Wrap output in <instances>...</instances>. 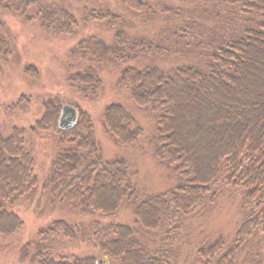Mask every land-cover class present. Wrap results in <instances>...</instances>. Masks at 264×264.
I'll return each instance as SVG.
<instances>
[{
  "label": "trees",
  "instance_id": "obj_1",
  "mask_svg": "<svg viewBox=\"0 0 264 264\" xmlns=\"http://www.w3.org/2000/svg\"><path fill=\"white\" fill-rule=\"evenodd\" d=\"M124 4L148 21L152 19L146 16H164L161 32L155 37L128 32L133 21L108 12L95 20L114 27L113 44L89 38L72 54L80 53L96 64L123 66L121 86L156 121V159L173 169L181 182L159 195H141L124 160L101 157L90 115L76 107L77 124L61 130L58 121L64 105L49 99L31 130L58 137L43 190L62 208L111 220L125 202L133 206V226L93 223V237L106 264H179L177 242L183 225L210 215L221 196L232 191L243 201L235 239L230 246L223 238L204 243L197 248L196 263L263 264L264 0H204L197 8L199 15L165 7L162 1ZM0 6L27 19L35 11L34 17L55 35H71L77 27L75 16L59 2L0 0ZM6 45L0 41V59H8ZM172 55L179 61L169 70L158 65ZM31 70L35 68L27 71ZM68 81L85 99L95 100L104 90L92 70L71 74ZM29 103L24 95L18 106L27 110ZM104 123L121 146L133 145L142 133L120 104L107 107ZM26 145L23 130L15 129L9 137L0 132L1 236H12L24 227L10 207L40 187L35 157ZM58 236L76 240L78 229L65 220L53 221L40 230L33 249L26 246L23 258L30 264H100L91 256H52L46 242ZM143 238L156 241L157 248H150Z\"/></svg>",
  "mask_w": 264,
  "mask_h": 264
},
{
  "label": "rangeland",
  "instance_id": "obj_2",
  "mask_svg": "<svg viewBox=\"0 0 264 264\" xmlns=\"http://www.w3.org/2000/svg\"><path fill=\"white\" fill-rule=\"evenodd\" d=\"M162 1L165 7L185 10L198 14L199 5L204 0H144ZM59 2L76 18L77 27L71 35H55L42 26L35 11L31 19L20 13L6 11L0 6V41L7 43L8 59H0V132L9 137L15 129L23 130L27 149L35 157V174L39 190L21 198L10 207L23 221L24 227L12 236L0 235V264H30L23 258L26 246L39 242L40 230L48 227L55 220H65L78 229V239L68 240L60 236L46 242L52 256L96 257L100 264L102 252L95 243L93 223L101 221L133 226L135 210L125 202L118 214L111 219L102 216H90L62 208L55 203L43 186L48 182L53 161L58 151V137L53 132L31 131L37 120L45 112L43 104L54 99L63 105L79 107L90 115L93 121L94 139L100 148V155L105 161L124 160L141 195H159L176 187L181 182L178 174L168 166L161 165L155 157L154 138L157 136V124L153 117L133 101L129 91L124 89L119 80L123 66L120 64H96L80 53L72 54L81 41L96 38L106 44H113L115 29L106 21L95 20L99 15L111 12L124 19L132 20L128 32L155 37L162 30L161 19L164 17L146 16L152 20L136 16L124 0H48ZM207 2V0H206ZM155 5V4H154ZM168 20V19H166ZM168 21L173 22L170 17ZM134 25V26H133ZM170 56L159 62V66L169 70L179 60ZM35 70L27 71L30 67ZM92 70L103 82L104 90L95 99L83 98L73 88L68 78L79 71ZM30 98L27 110L20 109L18 103L22 96ZM111 104L122 105L136 120L141 129L138 140L130 146H121L107 132L105 111ZM243 201L241 195L226 191L220 198L215 210L207 217L189 219L182 227L179 264L196 263L195 253L206 242L223 238L227 245H232L239 227ZM143 237V235H139ZM143 241L157 248L158 243L150 238ZM109 264H120L113 261ZM264 264V252H263Z\"/></svg>",
  "mask_w": 264,
  "mask_h": 264
},
{
  "label": "water",
  "instance_id": "obj_3",
  "mask_svg": "<svg viewBox=\"0 0 264 264\" xmlns=\"http://www.w3.org/2000/svg\"><path fill=\"white\" fill-rule=\"evenodd\" d=\"M79 119L78 109L71 105L62 107L58 127L61 130H71L77 124Z\"/></svg>",
  "mask_w": 264,
  "mask_h": 264
}]
</instances>
